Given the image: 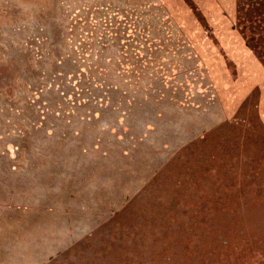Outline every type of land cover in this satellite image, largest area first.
Masks as SVG:
<instances>
[{
    "label": "rangeland",
    "instance_id": "1",
    "mask_svg": "<svg viewBox=\"0 0 264 264\" xmlns=\"http://www.w3.org/2000/svg\"><path fill=\"white\" fill-rule=\"evenodd\" d=\"M118 1L121 5H129L131 2L138 4L137 0ZM247 1L236 0L242 10L245 9L243 2ZM109 2V0H0V38L9 33L7 36L13 40L18 52L26 55L24 61L33 68L29 69L31 72L36 71L41 64L48 70L52 62L57 63L66 57L69 67H73L68 70L65 77L78 80L79 74H84L89 78V82L93 80L94 87L102 89L98 80L99 69L104 76H109L108 80H112L113 75L123 77L119 72L126 73L125 68L130 70L131 61L138 59L128 54L122 47L116 49L117 46L115 47L116 44L109 32L108 34L106 32L105 38V27L100 21L101 16L111 13L112 7L108 5ZM113 2L116 4L115 0ZM183 2L185 5H182ZM146 3L149 5L147 1ZM165 3H168L167 6L171 9L162 16L168 17L174 24L178 18L181 27L186 30L188 39L190 38V42L185 40L188 42L186 44L198 48V54L203 57H201L203 62H198L196 68L192 66L190 71L182 73L187 76L184 81L189 83L188 78L195 80L199 85L203 84L205 90L197 86V92H193L187 88L190 85L181 83L183 79L177 82L176 78L178 91L176 107L178 110L186 108L198 116L205 109L204 106L207 110L202 112L210 114L211 119L208 120L207 128L203 127L197 133L199 136L193 137V142L188 143V140L183 143L168 156V160L166 159L163 173L172 175L178 171L180 174L170 180L167 176L150 177L148 185H159V182L161 185L165 181L176 190L171 199L168 200L170 196L161 195L154 202L149 201L146 207L139 205L141 208L130 210L132 215L127 216V210L109 209L107 215L110 216L103 215L102 222L91 229L87 237L105 235L103 243H107L104 242V238L108 235L112 240L121 236L126 239L121 248L112 246V253L102 251V262L95 264H142L145 254L147 256L144 261H150L152 264H264V64L259 63L260 66L259 64L256 66L255 63L252 66L254 54L247 48L248 40L245 37L243 39L235 22H228L226 31L223 30L224 35L220 36L221 26L224 25L223 21L217 18L230 15L224 12L223 7L229 8V11L236 8V13L238 12V6L234 7V0L168 2L165 0ZM157 5L161 7V3ZM219 8L221 13H218ZM87 9L90 11L86 15ZM244 11H249V8ZM49 24L55 26L58 24L57 28L53 29L57 37L55 43L44 42L41 38ZM148 27L153 31L152 22ZM205 33L204 41L208 44L203 42ZM160 43L156 50L153 49L154 52L164 50L163 42ZM143 52L144 50L140 51V54ZM100 53L102 54L98 55ZM157 54L161 56L157 62L158 67L161 68L163 64L176 66L170 61L166 63L165 58L170 57L168 52ZM194 59L198 61V57ZM93 60L94 63L98 62L99 67L95 75H90L95 70H92ZM139 62L145 63L144 58ZM142 73L143 78L138 79L139 82L148 79L147 69L144 68ZM39 76L42 77L41 74ZM29 78L27 75L22 74L20 77L17 75L9 86L2 89L7 99L14 102L12 104L16 106L17 114L22 113V117H25L24 107L47 89L42 82L39 88H30ZM164 78L163 85L168 86L169 76L164 75ZM89 82L87 79V86ZM70 85L72 88L65 93L71 96L70 101L73 102L79 91L75 83ZM194 95L200 99L196 101ZM5 104L7 107L11 106L6 102ZM166 108L168 113L169 107ZM46 157L49 158L47 164H53L49 166L50 169L55 165L63 166L64 161L54 164L55 159L51 155ZM41 162L39 157L35 167L41 166ZM62 171L57 169L55 173L60 174ZM137 178L133 176L132 180L131 177L128 183L136 184L139 181ZM119 191L121 189L118 191L115 189L113 193ZM113 193V197L110 198L101 192L96 196L93 214L99 217L94 219V216L92 220L98 222L102 215L96 214L99 211L97 209L104 213L105 208H113V205L118 204ZM82 198L77 195L75 198L67 199L73 200L75 202L73 205H76L83 201ZM54 204L58 205V202L55 201ZM53 207L56 209V206L46 205L44 211H50L54 209ZM65 208L62 210L63 214L54 211L60 224L65 218H69ZM90 215L87 214L86 218L80 215V219L76 217L78 221L84 223L93 217ZM26 217L24 215L0 217V243L11 238L26 244V238L32 233L41 235L47 233V229L50 231L51 226L47 224L48 222H43L44 219L49 220L48 215L40 214L39 218L35 219ZM70 219L76 220L74 216ZM62 234L65 236V233ZM55 236L59 237L57 234ZM86 240L79 237L71 241L68 247L72 249V253L78 254L82 248H76L81 242L89 246ZM28 243L30 244L29 240ZM131 244L135 245L133 249ZM31 247L35 248L34 242ZM128 249L137 255V261L127 260L128 257L117 259L114 255L119 252L127 254ZM54 252L56 251L50 255ZM58 253L59 255L45 264H66L63 260L64 255ZM0 259L2 261V258Z\"/></svg>",
    "mask_w": 264,
    "mask_h": 264
},
{
    "label": "trees",
    "instance_id": "2",
    "mask_svg": "<svg viewBox=\"0 0 264 264\" xmlns=\"http://www.w3.org/2000/svg\"><path fill=\"white\" fill-rule=\"evenodd\" d=\"M109 1L111 13L101 16L100 21L105 27V38L106 32H109L115 47L117 46L116 49L122 47L140 61L144 58L145 63L134 59V63L131 61L130 70L126 67V73L119 72L123 77L113 75L112 80H108L109 76H104L99 69L98 80L102 89L94 87L93 80L89 82V78L84 74H79L80 79L77 75L78 80L65 77L73 67H69L66 57L57 63L52 62L48 70L41 64L36 71L31 72L29 69L33 68L24 61L26 55L18 52L13 40L7 36L9 33L0 38V217L24 215L26 218L35 219L39 218L40 214H46L50 218L44 219L43 222H48L51 226L47 233L29 235L25 240L26 244L20 240L5 239L4 243H0V264H45L59 255L58 252L64 255L66 264L101 263L102 251L112 253L111 247H120L126 239L121 236L112 240L108 235L104 238L107 243H103L105 235L87 237L91 229L102 222L103 215L110 216L107 215L110 211L127 210V216L132 215L130 210L140 206L146 207L149 201L154 202L161 195L170 196L168 200L171 199L176 190L165 181L161 185L160 182L159 185H148L150 177L167 176L170 180L180 174L178 171L172 175L163 173L166 159L179 149L180 145L188 140L190 143L195 135L199 136L197 133L209 124L210 114L202 112L207 110L206 107L203 106L205 109L198 116L186 108L178 110L176 107V78L177 82L183 79L181 83L190 85L187 88L193 92H197V86L203 90L206 87L189 78V83L184 81L187 76L182 72L190 71L192 66L196 68L197 63L203 60L198 54V48L186 44L190 42V38L188 39L186 30H183L178 18L175 23L178 25L175 26L168 17L162 16L171 9L167 6L168 3H165V0H137L138 4L131 2L129 5H121L118 0H115L116 4L113 0ZM234 1L238 12L236 13V8L229 11V8L223 7L224 12L230 15L217 18L223 21L224 25L221 26L220 36L224 35L223 30L226 31L228 22H235L243 39L245 37L248 40L247 48L254 54L252 66L255 63L256 66L259 63L264 64V0L243 2L245 9L249 8L247 12ZM160 3L162 9L157 5ZM184 3L182 5H185ZM176 8L178 9V5ZM220 9L218 13H221ZM88 11L90 10H85L86 15ZM150 22L153 24V31L148 27ZM57 26L49 24L47 30H44L41 36L44 42H56L57 37L53 29ZM205 38L206 33L203 34V42L208 44L204 41ZM160 42H163L164 50L154 52L153 49L156 50L161 45ZM142 50L144 52L140 54ZM163 51L168 52L170 56L165 58L166 63L170 61L175 67L169 64L158 67L157 62L161 56L157 53ZM193 57H198V61ZM94 61L91 65L94 67L92 70H95L91 71L90 75H95L99 67L98 62ZM137 62L139 63L136 64ZM144 68L147 69L148 79L139 82L138 79L143 78ZM22 74L30 76V88H39L42 86L41 82L47 87L43 94H36L29 105L24 107L25 117L21 116L22 113L17 114V108L12 104L14 102L9 101L2 91L17 75L20 77ZM164 75L169 76L168 86L163 85ZM70 83H75L79 91L73 102L70 101L71 96L65 93L72 88ZM194 98L196 101L200 99L196 95ZM5 102L11 106L7 107ZM166 107H169L168 113ZM38 153L40 154L37 155ZM48 155L55 159L54 164L64 161L63 166L55 165L50 169L49 166L53 164H47ZM39 157L42 165L35 167ZM186 158L185 160L190 162ZM57 169L63 171L60 174L55 173ZM48 174L53 176L49 177ZM133 176L138 177L139 181L129 184L128 181L131 177L133 180ZM115 189L121 191L113 193ZM100 192L102 195L105 193L108 198L113 197V193L118 204L113 205V208H105L104 213L97 209L99 211L96 214H102L97 222L92 219L94 216V219L99 217L93 212L95 213L94 200ZM77 195L82 196L83 201L73 205L75 202L67 198L72 199ZM55 201L58 205L54 204ZM46 205L56 206V209L53 207V211H44ZM64 208L69 218H65L60 224L54 211L63 214ZM109 209L111 210L107 212ZM79 213L85 218L87 214L93 217L82 223L78 221ZM73 216L76 220L70 219ZM62 233H65V236ZM56 234L59 237L56 238ZM79 237L81 240L86 238L89 246L81 242L76 249L82 250L75 254L68 246ZM33 242L35 248L31 247ZM134 246L132 245L131 249ZM53 251L56 252L50 255ZM129 253L131 252L128 249L127 254L119 252L118 256L114 255L117 259L128 257L127 260L137 261V255L131 253L129 256ZM146 256L145 254L142 264H152L150 261H144ZM29 259L32 260L28 261Z\"/></svg>",
    "mask_w": 264,
    "mask_h": 264
}]
</instances>
